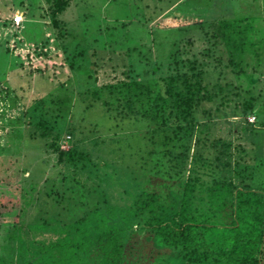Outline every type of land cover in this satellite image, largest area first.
<instances>
[{"label": "trees", "instance_id": "trees-1", "mask_svg": "<svg viewBox=\"0 0 264 264\" xmlns=\"http://www.w3.org/2000/svg\"><path fill=\"white\" fill-rule=\"evenodd\" d=\"M45 2L49 23L63 37L58 16L69 0ZM207 35L206 43L214 46L217 35ZM212 46L203 49L206 57H212ZM187 53L176 49L168 56L165 74L157 78L162 83L159 90L152 89L150 72L143 67L137 74L129 65L124 80L84 93L90 101L102 100L105 129L98 137L103 139L100 145L115 144L121 156L123 187L115 197L122 204L107 192L119 180L109 182L111 176L101 169L106 164L99 166L77 142L60 148L62 133L74 135L72 125L58 123L68 101L50 93L31 100L22 114L20 149L26 175L20 177L18 220L3 230L0 264H262L264 198L240 177L244 167L239 156L232 158L230 143L210 136L208 105L224 86L208 85L205 65ZM68 59L63 62L73 66L74 58L69 63ZM223 62L215 59L222 68L234 67L230 58ZM224 88L233 89L238 99L235 86ZM104 93L107 97L101 99ZM255 100L241 102L236 116L251 114L257 123ZM135 125L142 128L135 130ZM39 149L52 155L51 160L41 157ZM189 155L188 176L181 181ZM166 159L174 165L162 171V179L176 187L160 192L144 188L146 171L160 172V162ZM198 167L217 173L218 179L211 175L210 183H203ZM49 170L52 177L44 175ZM138 225L148 232L142 242L134 243L132 229Z\"/></svg>", "mask_w": 264, "mask_h": 264}, {"label": "rangeland", "instance_id": "rangeland-1", "mask_svg": "<svg viewBox=\"0 0 264 264\" xmlns=\"http://www.w3.org/2000/svg\"><path fill=\"white\" fill-rule=\"evenodd\" d=\"M47 7L45 0H0V239L4 228L18 220L20 177L26 175L22 172L25 158L20 149V135H24L22 114L31 100L50 93L58 95L62 102L68 101L58 123L72 125L74 135L62 133L60 148L65 150L68 141L77 142L99 166L106 164L101 169L111 176L109 182L119 180L118 186L107 189L115 197L123 187L124 175L118 169L123 162L115 144L100 145L103 139L98 136L105 129L102 100L90 101L84 93L124 80L129 65L135 71L144 67L152 74V89L159 90L162 83L157 78L164 76L168 56L176 49L187 51L188 56L194 55L198 63L205 65L202 69L208 85L235 86L238 99L233 89L223 87L209 103L212 123L207 127L210 136L230 143L232 158L239 156L240 167H244L240 177L264 198V0H69L58 16L63 37L57 36L49 23ZM13 17H18L17 25ZM205 34L217 35L214 46L208 45L211 41L206 43ZM210 46L213 49L209 58L203 49ZM67 57L68 63L74 58L73 66L63 62ZM217 57L224 62L230 58L235 68L215 65ZM239 69L243 73H238ZM105 97L104 93L101 99ZM248 97H256L257 123L247 120L251 114L236 116L240 115L241 102ZM88 103L92 105L89 111L83 109ZM141 128L134 126L135 130ZM94 141L99 142L96 147ZM38 154L47 160L52 158L41 149ZM190 157L181 181L188 176ZM160 165L163 169L158 173L149 171L151 165L148 166L143 175L144 188L160 192L176 187L175 182L162 179V171L174 163L166 159ZM198 169L203 183L209 184L211 175L219 177ZM44 173L52 177L53 171ZM84 177V173L78 176L80 180ZM132 230L134 243L142 242L148 232L143 225ZM261 255L264 264V240Z\"/></svg>", "mask_w": 264, "mask_h": 264}, {"label": "built area", "instance_id": "built-area-1", "mask_svg": "<svg viewBox=\"0 0 264 264\" xmlns=\"http://www.w3.org/2000/svg\"><path fill=\"white\" fill-rule=\"evenodd\" d=\"M14 25H17L19 22H18V17H13L12 19ZM18 22V23H17ZM248 121H253V117L251 116L250 118L247 119Z\"/></svg>", "mask_w": 264, "mask_h": 264}]
</instances>
